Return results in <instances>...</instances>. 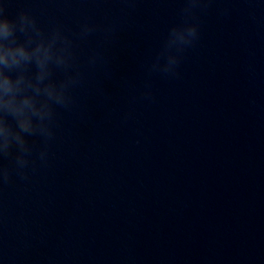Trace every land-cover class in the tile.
Returning <instances> with one entry per match:
<instances>
[{"label":"clouds","instance_id":"obj_1","mask_svg":"<svg viewBox=\"0 0 264 264\" xmlns=\"http://www.w3.org/2000/svg\"><path fill=\"white\" fill-rule=\"evenodd\" d=\"M184 2L185 19L169 29L148 68L150 74L178 77L182 53L199 38L196 10L206 9L210 0ZM7 3H0V160L13 157L17 175L26 179L24 169L32 153L29 138H42L45 148L39 158L46 163L56 108H70L71 89L81 84L83 75L76 67L74 42L60 26L46 31L29 11H20L10 19ZM96 30L95 24L85 21L78 36L85 39ZM104 30L112 32L110 27ZM98 59L99 53H93L88 63L94 66ZM57 71L63 72V78L56 77ZM144 96L150 99V91ZM10 177V169L0 165V183L8 182Z\"/></svg>","mask_w":264,"mask_h":264}]
</instances>
